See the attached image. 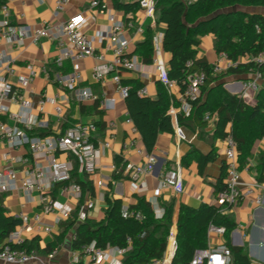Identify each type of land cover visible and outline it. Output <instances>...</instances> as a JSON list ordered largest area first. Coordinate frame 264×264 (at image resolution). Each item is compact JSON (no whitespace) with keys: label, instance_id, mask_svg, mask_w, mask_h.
<instances>
[{"label":"crops","instance_id":"obj_1","mask_svg":"<svg viewBox=\"0 0 264 264\" xmlns=\"http://www.w3.org/2000/svg\"><path fill=\"white\" fill-rule=\"evenodd\" d=\"M91 1L69 0L63 11L55 13L56 0H7L9 5V20L11 24L16 26L30 25L31 27H41L45 22L59 24L76 15H84L89 18L84 30L90 37H95L94 35L99 30L108 27L109 13H113L117 18L122 19L126 23L127 29L125 35L129 40L127 55L137 56L139 61L144 65L141 71L121 69L120 75L122 83L124 84V81L128 79H140L144 83V87H147L149 91L148 95L143 96H149L153 99L158 98L160 91L165 86L163 87V83L158 79L157 73L151 65L152 61H144L143 56L138 53L136 54L135 50L138 48V44L146 39V32L149 27L154 28L153 38L156 34L163 33L164 39L166 24L158 22L156 15L155 20L148 17L140 7V0H100V5L95 10L90 9ZM196 1L194 0L193 2ZM119 2H139V6L135 10L125 11L117 7V3ZM234 9L249 13L258 12L264 15V6H235L228 10ZM3 19H5V14L0 8V21ZM139 28H142L143 32H140ZM199 41L197 56L199 58L204 57L213 64L219 55L215 48V35L212 32L201 34ZM95 46L97 52H103L105 54L106 60L98 61L94 57H86L81 60L83 78L79 86L89 87L94 93L100 96L114 97L116 104L111 109L101 108L99 102L97 107H95L94 103L96 101H81L77 98L75 89H69L61 85L59 80L72 71V62L66 60L62 65L57 63L56 58L60 53L58 41L48 37L41 38L37 42H34L32 38L28 37L20 44L11 40H0V51H5L14 59L13 67L15 71L12 74L6 75L13 82L14 89L33 103L29 115L36 121L33 127V132L36 133L34 135L42 136L39 133L45 131L51 133L47 136L60 135L64 133L65 127H71L77 123L95 121L97 130L93 133L94 140L103 145L105 142H109V146L102 148L100 152L101 167L95 174L87 175V179L91 181L93 186L94 193L88 188L83 190V195L80 199H73L62 190L63 184H56L51 190L52 197L61 202H68L74 205L76 210L72 217H74V214L88 199H93L95 201V207L88 211V217L96 220H100L104 216V210L107 207L105 200L107 191H111L112 197L121 199L123 206L131 207L136 205L139 198H145L150 203L153 199H156L159 207L164 210L165 205L173 203L174 215L172 229H175L176 233L178 212L182 203L194 208H198L202 204L216 205L222 213L231 216L237 224L229 238L231 244L244 247L251 264H264V201L258 203L256 200L260 195L264 196V190L255 186L251 194L243 195L234 206L228 211H224L225 207L219 204L214 187V183L226 169L223 156L224 142L223 139L214 137L213 123L210 122L206 127L197 129L196 131L181 126L185 138L178 136L175 123V133L161 132L158 135L154 149L150 151L158 156L156 167L154 171L145 173L137 181L132 179L128 172L125 171V168L119 171L117 166L116 170H112L109 167L112 164L116 165L117 156L123 157L126 164L128 161L135 164L143 163V156L136 151L135 147L130 149L124 148L123 145L125 142L136 139L138 147L147 148L134 121L133 123L127 122V119L131 116L128 111L126 98L120 96L117 85L112 79L113 74H107L100 81L94 77V67L96 65L109 63L114 60V45L106 41L100 42L97 39ZM165 58L169 68L171 54L165 51ZM31 69L35 70L36 75L26 85L22 84L21 79L29 78ZM249 76L248 74L243 77H230L224 86L231 87L233 92L230 89H228V92L235 94V91L241 89L240 82L246 80ZM233 82L239 83L232 84ZM260 85L261 89H263L264 80H260ZM165 90L169 97L170 106L172 104L179 105L178 97L182 93L180 85L173 92H169L166 87ZM56 96L59 98L58 104L62 108L61 113L57 112L56 104L51 101ZM65 96L68 101L61 100ZM42 97H46L47 99L43 111L38 107V101ZM5 104L10 107V112L0 113V120L13 124L14 121L10 117V113H19L21 108L15 102L6 101ZM111 122L115 123L114 126L111 125ZM134 126L137 130H134ZM211 143H214L218 148V157L205 166L203 173L199 171L196 161L183 164V156L192 147H196L203 153H207L211 148ZM9 149L13 159L5 156ZM263 155L264 137L254 142L245 159L242 160L239 155L240 167L238 180L242 192H246L248 187L264 179V174L260 170ZM27 157L31 158L28 146L10 148L7 142L0 136V170L7 165H12L18 170V175L21 176L23 170L33 164L31 159L29 163L24 161ZM176 168L180 169L183 177V192L178 194L172 189H160V180L164 173L169 169ZM77 172L81 178H84L82 176L84 173H80L78 170ZM103 176L109 177V180L106 186L99 187L97 182ZM134 183L137 184L139 189H143L134 191ZM2 194L4 195L3 205L7 209V213L11 216L18 217L22 212L33 216L36 213L43 212L44 204L41 201L40 193L36 190L27 194L18 186L16 189ZM151 204L153 206V203ZM55 218L56 214L54 213L43 214L40 223L31 220L30 224L27 228L25 226L22 232L25 241L30 242L34 238H38L42 249L52 244L63 228V223L57 225ZM46 224L53 225L54 230L52 232H46L43 228ZM72 232H74V228L68 232L65 240L54 248L57 249V253L53 258H50L48 255L54 249L49 253L38 252L42 261L49 264H75L72 258ZM208 238L209 245L219 244L224 239L228 240L226 236L222 237L217 234H212ZM0 264L3 263L0 262ZM28 264L41 263L34 261Z\"/></svg>","mask_w":264,"mask_h":264},{"label":"built area","instance_id":"obj_2","mask_svg":"<svg viewBox=\"0 0 264 264\" xmlns=\"http://www.w3.org/2000/svg\"><path fill=\"white\" fill-rule=\"evenodd\" d=\"M158 0H140V7L145 11L148 17L155 20L156 6ZM191 3L194 0H184ZM69 0H56L55 13L63 11ZM100 0H92L90 9H97ZM1 10L5 14V19L0 21V40H11L15 43H22L25 38H32L37 42L41 38L48 37L58 41L60 53L56 58L59 65L64 61L72 62V71L61 78V85L75 89L77 98L81 101H98L101 108L111 109L115 107L116 99L105 95L94 93L89 87H80L82 80L81 60L86 57H94L98 61H105L106 57L103 52H97L95 42L106 41L114 45V60L109 63L98 64L94 67V77L100 81L107 74L112 73V79L117 85L118 91L122 98H127L129 94V86L122 83L120 75L121 69L131 71H141L144 65L139 61L137 56H128L127 49L129 40L125 35L127 29L125 21L117 18L113 13H109V25L107 28L99 30L95 37H90L84 30L89 18L84 15H76L59 24L45 22L41 27H31L30 25L16 26L11 24L9 20V5H2ZM94 17V16H92ZM143 32L142 28H139ZM163 33H158L153 38L154 55L151 65L154 67L158 79L163 83L169 92H173L179 87L177 79L171 78L168 72V63L165 58V50L163 48ZM252 60L264 68V50L256 56H242L238 60L231 59L227 53H220L216 61L212 64V70L215 75L221 74L229 69L237 68L241 62ZM14 59L5 51H0V113H9L10 107L5 104L6 101L17 103L21 111L19 113L11 112L10 117L14 123L10 124L0 120V136L7 142L9 147L28 146L31 158L24 159L26 163L33 161L32 165L27 166L21 176L18 170L12 165H7L0 170V192L6 193L20 186L27 194L36 190L40 193L43 202V212L36 213L31 216L28 213H20L18 218L21 224L18 229L13 231L0 245V262L3 264H28L31 262H40L41 264H49L42 261L37 250L26 249L21 247L25 239L22 234L23 229L27 228L31 220L35 222L42 221L43 214H56L55 223L57 225L70 219L76 210V207L68 202H61L51 195L52 188L57 183H62V190L68 194L70 198L80 199L83 195V188L79 182L71 180L72 172L78 170L80 173L93 175L101 167L100 152L102 148L108 147L109 142L104 145L94 140L93 133L97 130L95 121L77 123L68 127L64 133L60 135L39 136L29 134V130L33 129L36 121L33 120L29 111L33 107V103L14 89L13 82L7 75L14 73ZM192 61H188L190 66ZM7 74V75H6ZM36 75L35 70L31 69L29 78H22L21 83L26 85ZM252 77L248 80L241 81V89L235 91L246 102L250 103L252 99H256V94L261 89L260 80H264V71L258 69L251 73ZM207 73L204 70L192 72L186 81V85L178 97L179 105L172 104L168 109V114L172 117L176 133L179 137L185 138L183 128L179 125L177 116L180 113L189 115L192 110L193 102L200 98L202 88L206 84ZM239 82H233L237 84ZM140 95H148L147 87H143L139 91ZM62 101H68L67 97H63ZM46 97H42L38 101V107L43 111L46 103ZM56 104L58 113L62 112L59 98L51 99ZM210 112L205 114V119H210ZM128 123H133V119L129 117ZM114 122L111 125L114 126ZM134 130H137L134 126ZM224 149L223 156L226 164V187L217 195L219 204L228 211L234 206L243 195L251 194L254 187L264 190V179L255 185L248 187L246 192H242L239 185V151L238 142L234 137L232 126L227 128V134L223 139ZM125 149L132 147L143 156L142 164H135L128 161L125 165V171L137 181L145 173L154 171L158 162V156L145 149L137 146V140L132 139L124 143ZM7 158H11L10 149L7 151ZM46 161V162H45ZM45 162V163H44ZM112 170H116V165L109 166ZM71 180V181H70ZM109 177L103 176L98 180L97 185L104 187L107 185ZM69 181V182H67ZM133 190L139 191L137 184H133ZM160 189H172L180 194L184 190V181L179 168L167 170L160 180ZM258 203L264 201V196L260 195L256 198ZM153 208L157 217H162L165 213L156 201L153 199ZM95 207V201L88 199L86 203L78 210V222L84 221L88 217V211ZM121 215L124 218H134L139 221L144 220L145 216L141 211L131 209L129 206H122ZM46 232H52L54 226L46 224L43 226ZM226 228L224 226L210 225L208 236L217 234L224 237ZM75 237L72 232L71 238ZM129 245L125 248H119L108 245L106 248L99 247L95 241L85 243L79 250L72 251V258L75 264H122L123 256L131 249V239ZM177 245L176 230L171 229L168 236V247L162 259H153L150 264H172V255ZM57 253L54 249L48 256L53 258ZM232 249L228 245L227 240L216 245H209L205 248H198L194 251L191 264H231Z\"/></svg>","mask_w":264,"mask_h":264},{"label":"trees","instance_id":"obj_3","mask_svg":"<svg viewBox=\"0 0 264 264\" xmlns=\"http://www.w3.org/2000/svg\"><path fill=\"white\" fill-rule=\"evenodd\" d=\"M7 0H0V8ZM139 2L117 3L118 8L125 11L135 10ZM264 6V0H197L186 3L184 0H158L156 6L157 21L166 24L164 29L163 48L171 54L168 72L171 78L177 79L183 90L188 76L197 70L207 73L206 84L202 88L199 99L193 102L189 115L180 113L177 120L180 126L193 131L213 123L214 137L224 139L227 128L232 126L241 159L248 156L251 146L257 139L264 137V88L256 94V103L246 102L239 94H233L224 89L227 79L233 76L252 77L254 70L264 71L263 66L252 60L243 61L237 68L229 69L215 75L212 63L206 58H199L197 46L201 34L212 32L215 35V48L220 53H227L231 59L238 60L242 56H256L264 50V15L258 12L249 13L243 10L229 8ZM154 28L147 29L144 41L138 44L135 53L142 55L144 61L150 62L154 55ZM188 61H192L190 66ZM129 86L126 98L127 107L148 151H152L161 132L175 133L172 117L168 114L170 101L163 85L159 97L153 99L139 94L144 87L140 79L124 81ZM98 101L94 103L97 107ZM210 112V119L205 114ZM68 128V127H67ZM65 127V130L67 129ZM64 130V132H65ZM34 130L29 134L34 135ZM42 136L50 132L39 133ZM217 147L211 143L209 152L203 153L192 147L182 158L183 164L196 161L199 171L203 173L205 166L218 157ZM126 163L123 157H116L119 171L124 170ZM226 167V166H225ZM240 167V162H239ZM260 170L264 174V155L261 158ZM87 173L81 178L77 169L72 172L71 180L79 182L83 190L90 189L94 193ZM226 169L214 183L215 194L226 187ZM264 177V176H263ZM70 180V181H71ZM69 182V181H67ZM62 184V183H57ZM111 191L105 194L107 207L100 220L87 217L78 222L77 213L62 224V231L55 241L42 249L38 238L25 241L21 247L35 249L40 253H49L59 246L68 232L74 228L75 237L72 239L73 250H79L85 243L95 241L99 247L108 245L125 248L131 239L129 249L122 260V264H150L153 259H162L168 247V236L173 225L174 205H165V213L157 217L152 204L145 198H139L136 205L130 208L141 211L145 218L139 221L134 218H124L121 215L122 200L114 198ZM4 195L0 192V244L17 229L21 219L11 216L3 205ZM224 226L228 245L232 249L231 264H251L250 258L242 246L232 245L230 235L237 224L234 219L222 213L216 205L202 204L198 208L181 204L177 218V250L172 264H191L194 251L208 246V229L210 225Z\"/></svg>","mask_w":264,"mask_h":264},{"label":"rangeland","instance_id":"obj_4","mask_svg":"<svg viewBox=\"0 0 264 264\" xmlns=\"http://www.w3.org/2000/svg\"><path fill=\"white\" fill-rule=\"evenodd\" d=\"M225 84H226V83H225ZM224 89H225V90H227V91H228V89H230V90H231V92H233L232 88H231V87H229V86H227V87H225V86H224ZM256 101H257L256 99H252V100H251V101H249V102H250V104H255V103H256Z\"/></svg>","mask_w":264,"mask_h":264},{"label":"water","instance_id":"obj_5","mask_svg":"<svg viewBox=\"0 0 264 264\" xmlns=\"http://www.w3.org/2000/svg\"><path fill=\"white\" fill-rule=\"evenodd\" d=\"M176 250H177V245H176L175 248H174L173 255H172V259L174 258V255H175V253H176Z\"/></svg>","mask_w":264,"mask_h":264}]
</instances>
